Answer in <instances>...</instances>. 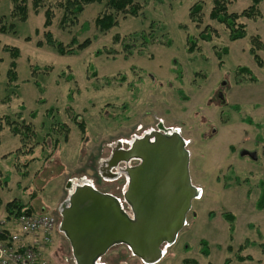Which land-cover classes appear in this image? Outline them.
Listing matches in <instances>:
<instances>
[{"label": "rangeland", "instance_id": "obj_1", "mask_svg": "<svg viewBox=\"0 0 264 264\" xmlns=\"http://www.w3.org/2000/svg\"><path fill=\"white\" fill-rule=\"evenodd\" d=\"M138 1L140 15L119 18L118 25L105 34L93 25L101 9L95 4L85 8L70 33L59 29L60 12L56 11L48 30L57 40L64 44L72 37L92 41L75 55L59 56L49 47L35 45L42 40L43 10L34 14L28 0L27 20L17 22L9 17L10 0H0V19L15 26L14 33L0 34V118L20 116L36 131L33 153L22 156L15 155L20 148L18 138L2 129L0 177L9 180L11 191L1 197L4 202L17 199L36 213L51 216L56 223L52 235L58 237H51L42 255L52 264H74L69 244L58 232V209L68 196V182L89 181L121 201L123 177L106 179L100 166L118 141L128 142L161 121L178 127L187 141L191 184L201 194L192 201L184 228L174 244L165 247L157 264H183L187 259L197 264H225L227 260L228 264H264V210H255L264 191V52H257L261 68L249 54L252 37L258 36L264 44V0L259 5L262 18L246 21L247 36L233 42L221 25L208 18L211 4L207 0ZM200 1L203 14L196 27L188 12ZM249 5L250 0H238L229 10L241 12ZM206 26L212 31L211 41L198 40V48L187 53L188 37L198 38ZM114 36H118L116 42ZM167 39L169 47L164 44ZM3 46L20 52L16 88L6 82L9 57ZM216 53L221 55V64ZM43 66L49 67L46 73L35 71ZM239 67L248 68L257 81L237 73ZM60 74L74 79L67 82ZM74 117L85 126L83 135L71 120ZM51 125H66L67 141L65 133L50 132ZM32 157L37 160L21 167ZM224 213L235 218L232 233L222 218ZM11 222L15 230L16 220L11 218ZM201 240L208 243L207 258L200 254ZM239 247H243L241 252ZM237 256H249L252 261L238 262ZM102 260L105 264H142L123 246L113 247Z\"/></svg>", "mask_w": 264, "mask_h": 264}, {"label": "water", "instance_id": "obj_2", "mask_svg": "<svg viewBox=\"0 0 264 264\" xmlns=\"http://www.w3.org/2000/svg\"><path fill=\"white\" fill-rule=\"evenodd\" d=\"M189 158L179 135L153 132L152 138H137L106 161L109 174L118 170L112 178L121 173L125 177L123 203L88 181L76 186L68 182L71 188L58 209V232L67 240L74 264H103L102 258L116 246L125 247L142 264H157L163 248L176 241L197 199ZM132 160L139 164L128 167Z\"/></svg>", "mask_w": 264, "mask_h": 264}, {"label": "trees", "instance_id": "obj_3", "mask_svg": "<svg viewBox=\"0 0 264 264\" xmlns=\"http://www.w3.org/2000/svg\"><path fill=\"white\" fill-rule=\"evenodd\" d=\"M48 0H30V8L34 14H38L40 10H43V23L42 29L43 32L41 34L42 40L36 42L37 48H43L44 46L53 49L59 56H68L75 55L86 48H88L92 41L89 38L84 39L82 42L78 41L75 37H72L70 42L64 44L62 41L57 40L52 33L48 30L49 27L53 24L55 19V12H60L59 19V29L63 32L70 33V30L78 24V19L84 12L85 8L89 5H97L101 7L99 13L95 17L93 21L94 28L101 34L107 33L109 30L114 28L119 23V18L125 17H138L140 15V11L142 9V5L138 0H59L56 4H49ZM211 4V9L209 11L208 18L221 25L226 31L228 35V40L233 42L237 40H241L247 36V26L245 21H257L262 18L259 5L263 0H250V5L242 10L241 12H231L229 10L230 5L234 4L238 0H207ZM11 2V11H10V19L17 22H25L28 18V0H10ZM203 2L195 3L188 12L189 20L195 24V26H199L201 24V16ZM86 28V25L85 27ZM15 26L12 23H5L3 19H0V34L6 35L8 33H14ZM35 35L39 34L38 30H35ZM212 31L209 26L204 27V29L199 33L198 38L188 37L186 48L187 53H193L196 48H198V40L204 41L206 43L211 41ZM141 35V33H140ZM143 38V36H141ZM145 38V37H144ZM144 42L147 43L146 38ZM29 38H25V41H29ZM114 42L118 40V36L113 37ZM123 40H127V38H123ZM167 47L171 45V41L167 39L164 43ZM129 46V45H126ZM2 51L6 53L9 57V64L6 71V82L7 85L16 88L17 82V70H16V60L20 57V52L17 48L3 46ZM223 54H227L228 50L226 47L222 49ZM264 52V44L260 41L258 36H254L251 38V47L249 49V54L252 57L254 63L257 67L261 68L263 66V62L257 52ZM100 52L97 53L99 55ZM217 59L221 64V55L216 53ZM49 67H41L36 68L35 71H41L46 73ZM34 73V71H33ZM237 73L247 77L249 81L256 82L257 79L252 75V72L245 67H239L237 69ZM60 78H64L67 82L72 81L74 78L72 75L60 74ZM39 90V93H42V88L39 85H36ZM34 117V116H33ZM3 118V119H2ZM0 118V133L2 129L7 128L13 137L18 138L20 143V148L15 151V155H30L33 153V149L35 146L32 143H35L36 140V131L34 130V126L28 122H25L20 116H17L16 120H12L8 116H4ZM75 124L78 125V129L80 133L83 135L85 131V126L78 118L71 119ZM59 128V129H58ZM50 132H63L65 133L63 140L67 141L68 129L66 125H61L59 127H55L51 125ZM57 139V138H56ZM53 141V145L56 144L57 141ZM36 144V143H35ZM34 146V147H33ZM21 159L23 157H16ZM35 159L32 157L26 163L21 164V167L27 168L30 164V161H34ZM19 162V161H18ZM1 207V201H0ZM4 210L6 213L7 219L14 218L17 220L21 216H31L36 215L38 213L30 205H23L19 202V200L14 199L8 202L4 206ZM256 211L264 210V191L259 195L256 203H255ZM222 218L225 219L229 223V231L232 233L234 231L233 222L235 220L234 216L229 213L222 214ZM3 234L7 233V231H1ZM1 238V235H0ZM200 246V254L207 258L209 256V246L208 243L204 240L199 242ZM243 247H239V251H242ZM261 248L264 250V245H261ZM130 253V252H129ZM131 255V254H130ZM132 256V255H131ZM238 262L243 261H252V258L249 256L241 257L237 256ZM104 262V260H102ZM228 260L225 261V264H228ZM183 264H197L195 260H184Z\"/></svg>", "mask_w": 264, "mask_h": 264}, {"label": "built area", "instance_id": "obj_4", "mask_svg": "<svg viewBox=\"0 0 264 264\" xmlns=\"http://www.w3.org/2000/svg\"><path fill=\"white\" fill-rule=\"evenodd\" d=\"M55 224L51 216L36 214L18 218L12 232L0 231V264H52L42 254L51 242Z\"/></svg>", "mask_w": 264, "mask_h": 264}, {"label": "flooded vegetation", "instance_id": "obj_5", "mask_svg": "<svg viewBox=\"0 0 264 264\" xmlns=\"http://www.w3.org/2000/svg\"><path fill=\"white\" fill-rule=\"evenodd\" d=\"M218 94V97H219V102H220V104L221 105H223L224 103H225V101H224V99H223V101H224V103L222 104L221 103V99H220V97L222 96L223 97V95L221 94V92L219 93H217ZM159 127H160V129H159ZM150 132H160L161 134H165V135H171V134H173V133H176L177 135H179L181 138H182V136H181V131H180V129L178 128V127H169V126H165L161 121H159L157 124H156V126L153 128V129H150V130H148V131H145V132H142V134L141 135H139V136H133L132 138H131V140L130 141H128V142H125V141H118L117 143H116V145L110 150V154H109V157L103 162V164H101V166H100V171H101V175L103 176V177H107L106 179H113V178H111V177H113V175L112 174H108V172L106 171V167H107V165H106V161H109V159H110V157H112V154L113 153H118V152H121V151H124V150H126V149H128L129 148V144L131 143V142H133L135 139H137V138H142L144 135H146L147 133H150ZM183 140H184V138H182ZM184 142L186 143V147H187V141H185L184 140ZM188 151V150H187ZM189 153V152H188ZM189 156H190V154H189ZM255 156V155H254ZM253 155L251 156L250 155V153H246V157H254ZM256 157V156H255ZM139 164V162L138 161H136V160H132V161H130L129 163H128V167H134V166H136V165H138ZM121 167H123V166H121ZM125 167V166H124ZM126 168V167H125ZM117 171L118 170H113V173H114V175H116L117 174ZM121 176H117V178H120V177H123V180H124V185H125V188H126V180H125V177H124V175H123V173H121L120 174ZM81 183H79V184H74L75 186L76 185H80ZM74 185H71V186H74ZM71 188V187H70ZM69 188V189H70ZM95 188V187H94ZM95 189H97V188H95ZM98 190V189H97ZM99 191V190H98ZM69 192V191H68ZM101 192V191H100Z\"/></svg>", "mask_w": 264, "mask_h": 264}, {"label": "crops", "instance_id": "obj_6", "mask_svg": "<svg viewBox=\"0 0 264 264\" xmlns=\"http://www.w3.org/2000/svg\"><path fill=\"white\" fill-rule=\"evenodd\" d=\"M245 23H246V21H245ZM246 26H247V23H246ZM33 158H35V157H33ZM2 160H4V157H0V161H2ZM35 160H37V159L35 158ZM0 175H1V173H0ZM10 191H11V186L9 185V180L7 178H5V179L3 178L2 179L0 177V201H1V207H0V231H9V232L13 231L12 227L10 226V223L12 224L11 218L7 219L6 213H5V210H4V206L8 203V201L4 202V200L1 197L2 194L5 193L7 195V194L10 193ZM40 211L44 212L43 208H41ZM52 236H55L56 239L58 237L56 234L52 235ZM30 240L31 239L28 238L27 242H29Z\"/></svg>", "mask_w": 264, "mask_h": 264}, {"label": "bare ground", "instance_id": "obj_7", "mask_svg": "<svg viewBox=\"0 0 264 264\" xmlns=\"http://www.w3.org/2000/svg\"><path fill=\"white\" fill-rule=\"evenodd\" d=\"M146 135H148V137H153V132H150V133H147ZM108 172V171H107ZM108 174H109V172H108ZM84 184H87V181L86 180H84ZM88 185V184H87ZM196 188V187H195ZM196 196H197V199L200 197V191H199V189L198 188H196Z\"/></svg>", "mask_w": 264, "mask_h": 264}]
</instances>
